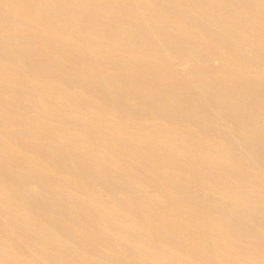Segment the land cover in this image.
<instances>
[{
  "label": "bare ground",
  "instance_id": "6f19581e",
  "mask_svg": "<svg viewBox=\"0 0 264 264\" xmlns=\"http://www.w3.org/2000/svg\"><path fill=\"white\" fill-rule=\"evenodd\" d=\"M44 1L0 0V264H264V0Z\"/></svg>",
  "mask_w": 264,
  "mask_h": 264
},
{
  "label": "rangeland",
  "instance_id": "374dc122",
  "mask_svg": "<svg viewBox=\"0 0 264 264\" xmlns=\"http://www.w3.org/2000/svg\"><path fill=\"white\" fill-rule=\"evenodd\" d=\"M44 0H42V2H43ZM48 1V4H49V2H50V0H45L44 2L46 3ZM11 42L14 44V42H15V38H13L12 40H11ZM251 45V46H250ZM253 46V44H248V47H252ZM185 65L186 66H189L190 65V63L188 62V61H186L185 62ZM16 98L18 97L17 95H14ZM17 99H20L19 97L17 98ZM54 119H59V117H54ZM33 188V187H32ZM263 239H264V236H263Z\"/></svg>",
  "mask_w": 264,
  "mask_h": 264
}]
</instances>
